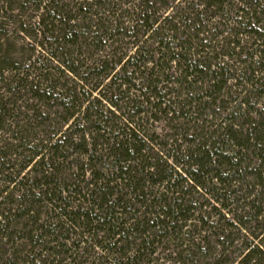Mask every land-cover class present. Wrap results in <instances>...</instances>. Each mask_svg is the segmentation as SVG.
<instances>
[{
	"label": "trees",
	"instance_id": "1",
	"mask_svg": "<svg viewBox=\"0 0 264 264\" xmlns=\"http://www.w3.org/2000/svg\"><path fill=\"white\" fill-rule=\"evenodd\" d=\"M61 2L45 0L41 9L46 18L39 21V28L43 34L46 31L48 36L59 39L55 40L54 50L62 70L57 68V71L61 74L66 71L82 86L78 83L67 86L71 83L67 80L52 83L53 75L42 71L43 68L37 69L39 83L43 84L35 85L26 79L15 81L23 83L17 84L18 92L27 90L35 102L53 101L66 125L65 131L58 130L43 145L32 140L37 135L32 116L25 120L23 127L15 126L20 135L13 137L18 145L12 147L22 149L19 155L25 151V166L43 165L50 172L46 176L36 172L42 175L37 188H54L53 191L45 189L41 196H46L53 208L64 205L61 217L69 223V228L82 229L91 238L98 234L109 237L113 241L111 246L104 247L96 241L107 252L114 251L123 258L128 251H135L133 258L125 256L129 264L138 260L140 253L150 250L154 238L157 242L176 240L180 247L186 245L176 254L178 264H199L206 258L213 260V264H232L225 257H210L204 245L209 237H217L215 246L223 247L221 252H225L224 247L234 242L232 229L246 228V222L256 224L259 232L254 237L256 244L246 242L239 264H264V120L249 117L253 110L249 98L264 99V0H196L186 6L185 15L180 9L173 16L162 15L168 8L173 11L176 8L164 0H81L73 6ZM122 3L130 6L121 10ZM85 5L88 8L82 10ZM92 8L97 11L93 12ZM213 17L224 28L219 34L227 36L225 44L231 51L238 49V53L230 56H245L240 61L244 69L241 75L232 74V69L223 64H213L219 60L220 53L212 57L217 46L206 44L202 38L210 32L206 27L212 26ZM126 18L135 25L124 27L116 22ZM114 37L119 39L112 43L122 38L134 39V52L119 55L113 64L105 59L94 60L91 56L101 51L103 39ZM139 37L146 40L137 42ZM242 37L251 41L248 47L241 46ZM83 48L86 51L91 48L93 54L80 60L85 54L81 51ZM116 53L115 49L113 54ZM117 67L119 74L114 73ZM171 69L178 73L176 81L169 80L172 75L165 73ZM104 79L112 81L103 85ZM228 79L239 81L237 86L244 92L242 99L228 100V104L234 103L230 108L222 105L227 103L223 92ZM240 81H245L244 85ZM92 83L91 89L84 90ZM104 88L106 94L91 98L93 91L99 94ZM102 102L111 109H100L105 107ZM5 107L0 100V130L9 116ZM178 110H184V115L195 114L201 124L208 116L204 112L210 111L213 121L219 122L212 125L204 119L209 123V136L195 144V140L185 139L187 148L182 151L180 145H175L178 152L175 158L159 155L161 152L154 148L152 137L140 128H129L131 123L136 126L135 122L156 115H169V120L174 121L172 116ZM180 134L176 135L182 138ZM247 154L254 155V165ZM72 155L76 159L70 164L75 172L70 176L81 179H76L77 185L67 191L80 199L74 209L60 197L67 188L56 191L64 180L58 185L52 181L57 169L53 162L48 163L49 160L63 162ZM0 158L3 162L0 166L8 162L3 159L4 152H0ZM86 168H90L89 180L85 179ZM235 185L239 188L236 191L232 190ZM196 190H203L224 210H228L227 201L233 195L242 192L244 196L238 194L230 201L235 206L230 219L221 215L216 224H208L199 213L200 206L192 204L191 192ZM33 194L25 196L29 206L36 202ZM26 213H33V209L30 207ZM193 216H197L196 221ZM220 221L224 225L219 226ZM188 222L192 224L190 228ZM5 228V223L0 221V230ZM40 229L45 228L40 226ZM217 230L220 233H215ZM49 231L53 233L55 227ZM205 232L209 235L200 239L198 236ZM118 244L120 247L116 249Z\"/></svg>",
	"mask_w": 264,
	"mask_h": 264
},
{
	"label": "rangeland",
	"instance_id": "2",
	"mask_svg": "<svg viewBox=\"0 0 264 264\" xmlns=\"http://www.w3.org/2000/svg\"><path fill=\"white\" fill-rule=\"evenodd\" d=\"M61 1V3L69 6H73L75 3H81V0ZM191 1H193L192 3H196V0H164V3H168L170 7L176 6V8L175 11L168 8V12H165V14L162 13V15L173 16L176 10L178 12L180 9L184 10L182 11V14L185 15L187 13L186 6L190 5ZM44 3L45 0H0V68L3 69L2 72H0V100L5 104L8 113L6 114L9 115L4 120L3 129L0 130V152H4L3 159L4 161H8L5 162L3 166H0V221L4 222L6 227L4 230H0V264H129L126 258H133V255H136L135 251H128L125 255L126 258L125 256L120 258L118 253L115 254V252H112L111 250L107 252L101 247V245L104 247L112 245L113 241L108 239L109 237L107 238L102 234H98V237L91 238V236L84 233L82 229L69 228L71 227L69 223L61 217V211L63 210L64 205H62L61 208H53L46 200V196H41V193L45 192V189L53 191L52 189L54 188H43L40 186L37 188V185L40 183V177H42V175L46 176L47 174H50V172H47L46 167L43 165H35L36 167H32V164H30L29 166H25L23 163L24 157H27L25 151H23L24 153L22 155H19V153L22 152V149L12 147L18 145L13 137L20 135L15 126L23 127L25 120L30 116L33 117L32 122L34 126H36L35 133H37V135L34 138L32 137L33 139L30 138V141L31 139L34 141V144L40 143L43 145L46 143L45 141L50 139L53 134L58 132V130L65 131L66 129V125H64L62 121L63 114L53 106L55 104L53 101L45 103L35 102L32 99L30 92L27 90L24 89L18 92V85L22 86L23 83L15 81H25L26 79V81L34 83L35 85L37 83L43 84L39 83L41 81L38 77L39 71L37 70L43 68L42 71H47L53 75L51 77L52 83H64L66 80L71 82L68 83L67 86H72V83H78V81H75L66 71L63 70L62 74L57 71V68L62 70L61 61L56 58L57 56H55L54 50L55 40L59 41V39H55V35V37L48 36L45 34L47 33L46 31L43 34L41 28H39V21L46 18L45 15H42L43 11L41 9L44 6ZM235 4L238 5L237 2H235ZM128 6L130 5L126 3L119 5L121 10H125ZM87 8L88 7L85 5L81 9L84 10ZM69 9L71 10L70 7L68 10ZM92 11L94 12L97 10L92 8ZM71 14L75 15L76 13ZM217 21L218 19L213 17L212 20H210V23H213V27H206V30H210V32L204 34L203 37H200L205 38L204 42H206V44L217 46L215 47L217 48V51L212 57L214 55L217 56L216 54L220 53L217 57L219 60H216L213 64H223L232 69V74L235 73L237 76L241 75L244 72V69L240 64V61L245 59V56L240 55L236 58H234L235 56L233 58L230 56L231 54L238 53V49L231 51L230 46L225 44L228 41L226 38L227 36L225 34H219L224 28L218 25ZM116 22H118V24L121 23L124 27L135 25L130 18L120 19ZM202 24H206V22ZM221 25H223L222 22ZM177 36L179 37V35ZM118 39V37L109 40L103 39V47L100 52H96V55L94 54L91 56V48H88L87 51L83 48L81 51H84L85 54L80 57V60L91 56L94 60L105 59L113 64L119 55H131L134 52V46L132 45L134 39L122 38L117 43H112V41H117ZM136 39L137 42H143L146 40L145 37H139ZM249 44H251V41L242 37L241 46L248 47ZM252 48L254 49V46H252ZM115 49L117 53L113 54ZM203 55L206 54L203 53ZM207 58H210V55L207 56ZM208 60L211 61V59ZM254 60H258V58L254 57ZM262 62L264 64V60H262ZM86 63L89 62L87 61ZM149 66L150 65H147V67ZM114 73H120L119 67L115 69ZM165 73L167 76L172 75V78L168 77L171 81H176L178 78V73H176L175 69H171ZM245 73L248 75V72ZM259 77L262 78L260 75ZM57 78L58 81H54V79L56 80ZM108 81L112 80L104 79L102 84L106 85ZM237 82L239 81L232 79L226 81V89L223 92V97L227 103L222 104L223 106H228L230 108L234 103L231 102L228 104L229 99L243 98L244 92H240L242 89H240L241 87H239V85L237 86ZM244 82L245 81H240V84L244 85ZM79 85L82 86L81 84ZM92 85L93 83L88 84L84 90L87 91V89H91ZM105 92V88L102 89L99 94L98 91H93L91 93V98L98 99L100 98V94H106ZM249 99L250 104L253 107V110H251L252 113L249 114V117L253 120H259V117L260 120H264V99L254 97ZM102 106L105 107H100V109L104 111L105 108L108 110L111 109L108 108L107 104L104 102H102ZM212 110H214V108H212ZM183 113H185L184 110L175 111L172 116L175 117L174 121L169 120L171 117L169 115L167 117L160 115L151 116V119L146 117L140 122H135L136 126L131 123L129 128L136 127L137 130L140 128V130L148 135V137H152L154 148L161 152L159 155L163 154L166 157L172 156L175 158L178 154L175 145H180L182 151L187 148L186 140H195V144L200 142L202 137L206 136L203 138L206 140L207 136H209L207 135L209 123L206 124L204 119H208L207 121L213 123L212 125H218L219 122L218 120L213 121L214 117L209 116L211 114L210 111H205L203 114L208 115L203 119V124L205 125L201 124L202 122H200V120L199 122L197 121L195 114H191L190 112L189 115H184ZM34 114L37 115L35 118ZM140 117L142 118V115ZM12 119L18 122H12ZM213 128L215 129V127ZM213 128H211L212 131ZM177 132L181 133L180 135L182 138L176 135ZM184 132H186V134ZM8 147L9 150H7ZM162 148L164 150H161ZM232 149L233 148L231 147L229 150ZM247 158H249L254 165V155L247 154ZM75 159V156L72 155L71 157H67L63 162H60V160L48 161V163L53 162V167L55 166L57 169L54 171L55 176L53 175L54 178L52 181L58 185L59 182L63 183L64 180V184L58 186L56 191L60 187L67 188L62 191L64 193L61 194L60 197L65 200L63 203H66L70 209H74L78 205V200H80L78 197H74L73 194L67 192L69 187L73 188L72 185H77V181L75 180L78 178L72 179V176H70L75 172V168L70 164V161ZM169 161H171L170 158ZM1 163L3 162L0 158V164ZM96 169H98V167H96ZM37 171L39 173L41 172L42 175H39V173L36 174ZM85 172H87L85 179L89 180L90 168H86ZM80 180L81 179H78V181ZM238 189V185L232 187V190L234 191ZM32 193L36 196V202L34 201L33 205L29 206V201L25 196ZM191 193V196L194 198L192 204L197 207L200 206L201 210H199V208L197 210H199V213L201 211L202 218L208 220V224H216L221 215H225V218L230 219L235 210L234 204L230 203V201L235 199L238 194H241L242 197L244 196V193L242 192L236 193L231 200L227 201L228 210L231 211V214H228L227 209L224 210L220 207L219 203L215 202L214 199L203 190H196V192L193 191ZM29 199L31 200L33 198ZM30 207L33 209V213L27 214L26 211ZM235 213L236 215L239 214L237 211ZM241 214L243 213L241 212ZM192 219L196 221L197 216H193ZM218 224L219 226L224 225L221 221ZM245 224L247 227L241 228L242 230L237 226L236 229H232L231 235L234 242L231 246L224 247V249H226L225 252H221L223 247L215 246L217 237H209L207 243L204 245V248L206 247L205 249H209V256L212 258L220 256L222 259L225 257L227 259L226 261H231L232 264H239L240 255L245 250L246 242H253V244H256L257 241L254 237L259 232L256 228V224L252 222H246ZM187 225L190 228L192 224L188 222ZM40 226H43L45 229H40ZM219 226H217L216 229H218ZM54 227L55 231L53 233L50 232L49 229ZM186 228H184V230ZM213 231L214 230H211V233H213ZM215 233H220V230L215 231ZM64 235L67 236V239L65 240L63 239ZM208 235L209 232H205L201 233L198 237L201 239V237H206ZM32 236L34 239L30 240V237ZM154 239L153 246L148 248L150 250H146L143 255L140 253L138 260L132 261L130 264H178L175 258L176 254H178V252L186 245L180 247L179 242L176 240L174 242L168 240L157 242L158 239ZM96 241H100L101 245L97 244ZM61 244H63L64 247H61ZM119 247L118 244L116 249ZM47 249L48 252H46ZM210 262L213 264V260L206 258L200 261L199 264H211Z\"/></svg>",
	"mask_w": 264,
	"mask_h": 264
}]
</instances>
